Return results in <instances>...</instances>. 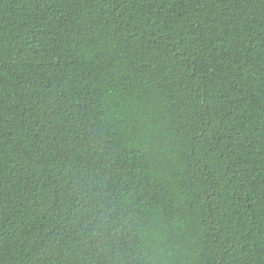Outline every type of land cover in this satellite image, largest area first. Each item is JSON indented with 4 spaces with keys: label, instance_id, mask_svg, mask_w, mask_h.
<instances>
[{
    "label": "trees",
    "instance_id": "trees-1",
    "mask_svg": "<svg viewBox=\"0 0 264 264\" xmlns=\"http://www.w3.org/2000/svg\"><path fill=\"white\" fill-rule=\"evenodd\" d=\"M0 264H264V0H0Z\"/></svg>",
    "mask_w": 264,
    "mask_h": 264
}]
</instances>
